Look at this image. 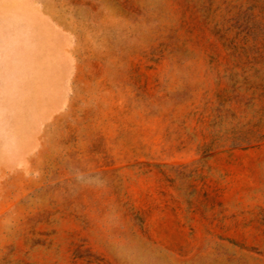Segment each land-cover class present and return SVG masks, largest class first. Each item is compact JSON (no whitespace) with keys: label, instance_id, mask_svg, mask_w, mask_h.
<instances>
[{"label":"rangeland","instance_id":"obj_1","mask_svg":"<svg viewBox=\"0 0 264 264\" xmlns=\"http://www.w3.org/2000/svg\"><path fill=\"white\" fill-rule=\"evenodd\" d=\"M0 264H264V0H0Z\"/></svg>","mask_w":264,"mask_h":264}]
</instances>
